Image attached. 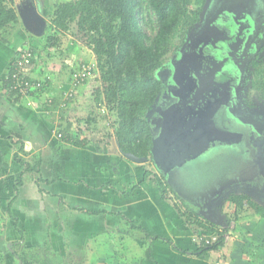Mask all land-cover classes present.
<instances>
[{
  "label": "crops",
  "instance_id": "0c3cea01",
  "mask_svg": "<svg viewBox=\"0 0 264 264\" xmlns=\"http://www.w3.org/2000/svg\"><path fill=\"white\" fill-rule=\"evenodd\" d=\"M24 2L44 27L33 35L18 16L0 32V264H264V220L251 216L218 250L195 253L212 233L183 219L182 200L161 199L153 183L141 182L152 166L121 155L112 136L75 124L93 78L74 87L70 76L94 55L52 26L45 1L21 0L17 15ZM27 48L35 50L27 76L47 84L17 98L5 83ZM68 91L74 97L66 102Z\"/></svg>",
  "mask_w": 264,
  "mask_h": 264
},
{
  "label": "trees",
  "instance_id": "16d2710c",
  "mask_svg": "<svg viewBox=\"0 0 264 264\" xmlns=\"http://www.w3.org/2000/svg\"><path fill=\"white\" fill-rule=\"evenodd\" d=\"M55 1L53 13L49 15L52 26L62 32H72L95 56V66L91 63L88 69V63L82 62L71 73L72 85L79 87L87 84L91 78H97L100 86L94 91V100L96 103L104 101L108 113L112 115L109 128L113 132L105 130L106 135L113 137L121 154L149 158L152 140L146 111L161 90V80L155 73L166 68L165 62L169 58L167 55L177 52L186 34L187 38L190 37L189 31L199 21L202 8H192L193 0ZM17 23L18 15L13 0H0V32ZM49 39L54 41L55 37L50 36ZM15 61L5 87L12 96L21 98L16 96L17 88H11L14 85L11 77L14 73L11 72L16 71ZM31 66L26 67L27 72ZM95 69L98 74L94 73ZM257 73L253 86L264 98V63L257 67ZM26 78L24 75L20 77L22 80ZM30 79L34 88L29 87L28 97L42 92L47 84L46 79ZM68 92L63 93V97ZM73 97L65 98L64 101L68 102ZM77 142L74 144L77 145ZM19 163L24 166L23 161ZM148 181L158 188L161 199H165L169 193L179 199L162 176L151 169L144 171L141 182ZM228 202L233 219L258 216L264 220V206L256 204L247 196L232 193ZM184 207L185 211L181 215L190 226L207 233H217L218 229L223 228L222 225H216L195 214L186 205ZM12 220L15 226L16 220ZM226 223H229L227 217ZM129 229L138 228L132 223ZM226 230L227 228L223 229ZM219 235L215 243L198 247L195 253L218 250L223 244L221 233Z\"/></svg>",
  "mask_w": 264,
  "mask_h": 264
},
{
  "label": "flooded vegetation",
  "instance_id": "af4514ba",
  "mask_svg": "<svg viewBox=\"0 0 264 264\" xmlns=\"http://www.w3.org/2000/svg\"><path fill=\"white\" fill-rule=\"evenodd\" d=\"M23 6H25V2L21 5V7ZM201 8L203 12L201 11L200 17L206 11L203 25H199L193 32L189 31V38H187L186 34L177 52L172 53V57L169 56L166 60V68L158 71V79L161 80V90L154 103L146 111V118L150 122L149 129L151 134L152 124L154 119L159 116V110H164L167 106L179 102L178 92H181L182 88L177 82L175 83L176 86L174 85L175 87L172 85L174 72L171 70V67L179 63L177 67L180 69L185 65L181 58L183 57V53L189 50L186 49V44L191 36L201 31L203 27L221 30L222 26L219 24L221 20L228 22L231 21L232 17L238 15L235 20L236 22L230 28H226L223 35H217V39L223 41L225 44H222L225 46L222 48L215 40L208 39L206 50L210 52L209 56L204 57L205 60L212 58V60L220 62L222 72H226L225 74L229 75L232 79L230 97L227 104L221 109L219 116L222 124L242 135L239 141L233 143L238 148L235 153L240 161V167L234 174L223 175L220 179V184H223L227 178L233 179L235 183H230L224 189V192L218 196V202L215 201L214 197L209 202L206 196L202 199L201 197H179L195 214L219 225L218 217L221 213L218 207L224 201V198L230 196L235 189L237 192H242L238 193V195L246 194L245 196L249 199L252 198L264 203V98L261 92L253 86L258 74L257 67L264 63V0H206ZM227 11H230L229 14ZM200 17L195 25L200 22ZM247 17L251 24L250 27L244 22V18ZM245 26L247 27L246 31ZM215 47L223 51L225 50L226 54L228 53V59L227 57L223 59L225 52L222 54ZM181 78L182 76L178 73L177 78L174 79L179 81ZM253 91L257 92L255 101L249 98V93ZM247 93L248 97L245 96ZM230 112L231 115H229ZM213 146H221V144ZM257 161L262 164L263 174L254 176L249 181L237 183L238 172L249 163L256 170L258 167ZM147 164L152 165L150 160L147 161ZM214 185L217 186L218 183ZM187 192L189 193L190 190L188 189Z\"/></svg>",
  "mask_w": 264,
  "mask_h": 264
},
{
  "label": "water",
  "instance_id": "95a60500",
  "mask_svg": "<svg viewBox=\"0 0 264 264\" xmlns=\"http://www.w3.org/2000/svg\"><path fill=\"white\" fill-rule=\"evenodd\" d=\"M25 7L22 10L17 8L18 16L21 17L26 29L33 35H39L44 27V21L30 6L28 9ZM229 12L227 11L228 14ZM237 16L232 17L228 22L221 20L219 23L222 26L221 30L203 27L201 31L191 36L186 44V49L189 50L184 52L181 58L186 66L179 69L177 67L179 63L172 65L171 70L174 72L172 85L174 86L177 82L182 88L181 92H178L180 100L174 105L167 106L164 110H159V116L154 119L149 158H139L129 153L122 154L128 160L136 163L150 160L156 172L180 198L201 197L202 199L206 196L208 202L212 197L218 202V196L224 192V189L230 183H235L233 179L227 178L223 184H220L219 180L217 186L197 188L188 193L181 183L178 166L181 162L197 154L207 152L215 144L231 145L242 138L240 133L232 131L228 126L222 124L219 116L221 109L227 104L230 97L232 79L225 74L226 72H222L220 62L212 60V58L204 59L209 56L210 52L206 50L207 40L211 38L223 48L225 43L218 40L217 35H223L224 30L236 22ZM244 22L250 27L248 17L244 18ZM251 29L253 30L252 27ZM215 49L222 54L225 52L223 59H226L228 53L226 54L225 50L217 47ZM218 51L217 53L220 54ZM178 73L182 78L176 81L174 78H177ZM251 163L238 172L237 183L249 181L254 176L263 174L261 162L257 161L256 170ZM218 221L219 225L226 226L223 215H219Z\"/></svg>",
  "mask_w": 264,
  "mask_h": 264
},
{
  "label": "rangeland",
  "instance_id": "374dc122",
  "mask_svg": "<svg viewBox=\"0 0 264 264\" xmlns=\"http://www.w3.org/2000/svg\"><path fill=\"white\" fill-rule=\"evenodd\" d=\"M43 1H45V4L52 5V6L56 3L55 0H42V2ZM204 2H206V0H193L191 7L192 8L203 7ZM20 3H21V0H13L14 7L16 5H19ZM205 14H206V11H204V14L201 15L200 22L197 25L193 26L190 29V32H193L194 29H196L199 25L201 24L203 25ZM45 40H46V37H45ZM171 55L172 54L170 53L167 56H171ZM87 63L88 65H90L91 63L94 64V66L96 65L95 60H93V62L87 61ZM94 73L98 74V70L95 69ZM155 76H158V71L155 73ZM90 82L91 83L93 82V83L90 84L86 88L87 90L84 89L85 93L81 97V104L78 106L80 109L79 110L80 113L77 114L79 115L78 116L79 119L75 120V124L79 125V127H85V128L87 126V131L89 133L91 132L92 134L98 135L99 137L101 136L102 133L104 134L107 132L105 130H108L110 131L109 133H112L111 131L112 129L109 128L110 127L109 123H111L112 121V115L108 113V107L107 105L104 104V101L102 102L100 101L99 103H96L94 100V91L97 89V87L100 86L99 80L95 78L94 80H91ZM248 93L245 95L246 97H248ZM249 95H250L249 98H251L252 101H255V99L257 98L256 97L257 92L256 93L254 91L250 92ZM85 128H84V131H85ZM74 129L76 130V128ZM237 150L238 148L235 144L212 146L207 152L203 154H197L196 156H193L192 158H189L181 162L178 166V171L180 173V180L183 185V188L185 190L189 189L190 191L193 189H197V188H203V187L207 188L217 183V181H219L223 175H230V174L236 173L240 167V164H239L240 161L237 158V154L235 153ZM151 166L152 165L149 164V167ZM150 169L155 170L152 167ZM232 193L238 194L242 192H237V190L235 189L233 190ZM228 198L229 196L228 197L226 196L224 198V201L221 203V205L225 207V212L223 213L224 219L226 217L229 218V224L225 232H229L228 235L230 238V235L231 237L232 235H235L234 233L237 231V228L238 229L241 228L240 225L242 224L244 225V220L247 223L249 217L244 216V219H240V220L233 219L232 214H231V205L228 202ZM177 200L178 199H176L174 196L172 197V203L177 204L178 203ZM252 201L253 202L256 201L258 205L264 206L263 202H259L255 199H252ZM247 225L250 226V222ZM219 233L220 232L218 230L217 233L216 232L212 233L211 236L219 235ZM208 234L210 235V233Z\"/></svg>",
  "mask_w": 264,
  "mask_h": 264
},
{
  "label": "built area",
  "instance_id": "2783aa9c",
  "mask_svg": "<svg viewBox=\"0 0 264 264\" xmlns=\"http://www.w3.org/2000/svg\"><path fill=\"white\" fill-rule=\"evenodd\" d=\"M34 59V53L31 49L27 48V49H22L19 54L18 57L15 61L16 67H15V72L14 74L11 76L12 79L14 80V85L11 87L14 90H16L17 88V95L19 97H28V93H29V87H33L34 88V83H31L32 80L30 79L29 76H27V68L28 66L31 65L32 60ZM88 69H89V65ZM27 67V68H26ZM84 74L86 75V71H84ZM21 75L27 76L26 79L22 80L20 79ZM74 78L76 79V76H74ZM31 83V84H30ZM72 83H73V79H72ZM74 85V83H73ZM36 88L38 87V85H35ZM35 88V89H36ZM66 98H70L72 95V92H68V94L65 95ZM229 232H225L222 235L223 241H227L229 239ZM218 239V235H213L211 237H207L203 242L204 244L208 245L211 244L215 241H217Z\"/></svg>",
  "mask_w": 264,
  "mask_h": 264
},
{
  "label": "clouds",
  "instance_id": "9594fccd",
  "mask_svg": "<svg viewBox=\"0 0 264 264\" xmlns=\"http://www.w3.org/2000/svg\"><path fill=\"white\" fill-rule=\"evenodd\" d=\"M29 49H31L32 51H33V53H34V57H35V50L34 49H32V48H29ZM34 60V59H33ZM33 60H32V62H33ZM32 64V63H31ZM149 161V160H148ZM143 163H147V162H143ZM153 167V166H152ZM155 171V170H154ZM156 172V171H155ZM157 173V172H156ZM173 196V195H172ZM223 206V205H222ZM220 207H221V205L218 207V209H219V212H220ZM221 215H223L222 213H221ZM204 218V217H203ZM205 219V218H204ZM225 222H226V218H225ZM229 224V223H228ZM228 224L226 223V226L225 227H223V228H220V229H218L219 230V232L221 233V235H223L224 233H225V231H223V229H225V228H227V226H228ZM219 236L220 235H218V238H219ZM209 237H211V235L209 236ZM218 240V239H217ZM228 241V240H227ZM216 242V241H215ZM215 242H213V243H215ZM223 242H226V241H223ZM213 243H211V244H213ZM211 244H208V245H211ZM204 245H206V244H204Z\"/></svg>",
  "mask_w": 264,
  "mask_h": 264
}]
</instances>
